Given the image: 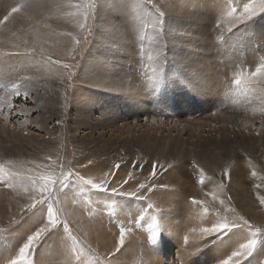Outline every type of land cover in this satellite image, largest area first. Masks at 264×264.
<instances>
[{
	"label": "rangeland",
	"instance_id": "1",
	"mask_svg": "<svg viewBox=\"0 0 264 264\" xmlns=\"http://www.w3.org/2000/svg\"><path fill=\"white\" fill-rule=\"evenodd\" d=\"M216 1L0 0V44L19 50L18 54L15 51L0 54V126L18 128L23 120V116L18 115L19 111L26 108L36 111L35 115L38 116L32 115L30 118V124L34 127L29 129V133L39 145L45 139L49 141V137L35 130L36 123L46 116L47 111L58 114V118L49 123L56 128L53 140L56 146L51 150L45 147V154L31 153L32 149L21 145V142L14 146L12 139V143H0V165L5 166L4 179L0 180V198L9 195L15 188L12 182L22 177L29 179L34 175L54 174L59 177L61 172L72 170L79 171L86 178L99 180H94L96 183L107 181L108 191L93 189L76 182L74 177L68 187L59 192L53 190V207L58 210L60 220L67 222L71 236L61 225L56 236H49L33 246L34 250L29 257L33 264H45V259L53 256L58 258L59 251L63 249L58 250L60 245L69 253L78 254L84 264H103L104 261L107 264H131L117 259L110 250L107 253L100 251L101 248L94 246L78 231L85 226V219L97 202L105 206L104 212L109 206L118 211L116 207L120 205L119 211L127 220L132 218V214L143 216L142 220L146 222L143 224L146 226L150 224L149 217L155 218L158 229H163L162 213L154 212L157 198H151L150 195L159 191L162 196L165 189L172 198L166 197L164 201L171 204L182 199L171 192L179 194L180 189L166 186L148 190L140 189L139 185H161L160 181L164 180L168 170L178 168L179 164L183 165V173L175 172L174 178L180 176L187 180L185 186L190 185L205 194L213 190L215 192L218 186H225L227 197L226 194L222 198L217 197V206L211 203L204 205L212 211V215L215 212V217L235 218L237 222L243 216L254 226L252 231L260 229L256 234L257 243H264V205L260 203V197L264 196V127H260L264 124V89L260 84L264 80L253 85L242 79L240 85L235 84L237 77H247L249 72L264 63V13L259 12L261 0H256L257 15L247 22V26L235 24L233 21L236 16L252 0ZM17 3L40 7L42 10H39L37 16L41 19L40 22L24 21L19 25L20 21L16 22V32L8 35L2 23L6 16L2 8ZM233 9L236 10L235 16L229 15ZM157 10L164 13L163 29L156 23ZM12 16L8 17L10 22L17 19L15 15ZM85 23L87 27L81 28L80 25ZM58 35L62 40L57 38ZM76 40L80 43L76 44ZM116 47H122V52ZM94 52H98V56ZM102 55L107 56L106 62L101 61ZM163 55L167 56V61L162 64ZM9 57L14 60L11 61ZM16 57L22 61L18 62ZM64 65L69 67L65 68ZM54 68H59V72L56 73ZM107 69L119 75L117 79L129 78V87L137 90L133 99L128 97V86L127 91L113 92L107 89L102 91L97 86H84L80 82L82 70V74L99 75L107 74ZM203 71H207V78L215 86L210 88L212 94L209 95L208 86L191 83L188 88H184L177 82L166 86L163 80V74L168 72L174 74L173 80L177 76L186 81L193 77L197 80ZM148 76L155 87L148 88L145 85ZM225 76H229V79H225ZM14 84L20 85L18 92L13 88ZM193 90L197 92L196 96ZM73 99L80 102L76 111L87 112L93 108L103 110L100 119L91 120L93 126L103 128L86 135L83 131L72 133L76 117V112H71L74 109ZM86 103H91L87 109ZM123 109L127 115H131L130 119L121 124L113 120L107 126L108 117L117 118ZM121 125L133 129L138 137L119 142L124 149L111 147L110 144V148H107V132ZM181 132L184 137L188 134L195 136L194 146L206 151L209 157L216 153L218 159L212 161L216 165L222 164L220 171L211 176L203 167L205 170L201 186L191 183V179H194L191 174L195 171L191 163L195 160L186 156V147H180L178 150L181 154H175L176 160H172L174 152L171 151L176 145V140L172 138ZM259 135H262L261 142L257 141ZM170 139L174 142L170 143ZM51 156L58 160L55 162ZM153 163L162 166L157 167L155 178L150 175ZM117 164L120 165L119 170L114 168ZM29 170L31 176L20 172ZM185 170L192 173L186 175ZM229 185L237 191L232 192ZM112 189H116V192L113 193ZM140 190L145 192L143 199L129 195ZM75 193L81 203L84 198L90 200L82 205L74 196ZM236 197L241 205H238ZM112 198L117 202H113ZM221 200L227 205H221ZM29 201L22 207L19 218L7 222L0 218V236L5 245L2 246L7 248L6 258L0 264H6L7 257L11 260V252L19 253L26 237L40 226L39 213L36 209L29 210L28 205L32 203ZM68 201L74 204L73 208L68 207ZM185 201L195 207L193 200L186 198ZM76 202L81 205H76ZM16 203L13 201V204ZM41 207L37 205V208ZM245 230L251 235L247 228ZM162 235L168 236L165 230ZM203 238L200 248L194 249L186 264H219L212 251L226 237L217 240L215 236L204 235ZM175 260L173 264H177ZM169 262L172 260L169 259ZM241 264H254L252 255L243 258Z\"/></svg>",
	"mask_w": 264,
	"mask_h": 264
},
{
	"label": "bare ground",
	"instance_id": "2",
	"mask_svg": "<svg viewBox=\"0 0 264 264\" xmlns=\"http://www.w3.org/2000/svg\"><path fill=\"white\" fill-rule=\"evenodd\" d=\"M218 1H220V0H218ZM218 1H216V2H218ZM22 5H23V7H21ZM13 7H21V11L19 13L12 14L13 16L14 15L16 16L15 18H17V19L14 18L15 20L12 22H10L9 18H8L9 21L8 20L4 21V19H3L2 23H3V26H5V31L6 30L8 31V35H13L16 32V26L14 25V23H16V22L18 23L20 21L17 25L23 24L24 21L30 22V21H36L37 20L38 22H40L41 18H39L37 16L39 10H42L40 7H31V6L28 7L25 4L17 3V4H14L12 6H7L5 8H2V9L5 11L6 15H8L11 12V9ZM124 9L125 8H123V11L125 12ZM123 14H125V13H123ZM40 15H42V14H40ZM44 23H45V20H44ZM3 29H4V27H3ZM57 38L59 40H62V38L59 35L57 36ZM116 48L120 52H122V50H123L122 47H120V48L116 47ZM18 51L19 50H15L8 45L0 44V54H9L11 52L18 54ZM120 52H118V53H120ZM56 53H57V51H56ZM94 54H95V56H98L99 53L94 52ZM100 56H101V54H100ZM106 58H107L106 55H102L101 61L106 62V60H105ZM13 60L11 59V61H13ZM20 61H22V60L18 59V62H20ZM82 71L80 72L79 76H80V82H83L84 86H89V87L90 86H97L102 91L107 89V90L113 91V92H115V91H127L126 86H128L129 93H127V94H128L129 99H133L134 94L137 93L136 89H132L129 87V81H128L129 78L121 77V80L117 79L119 77V75L115 74V72L114 73L109 72L110 69H107V74L101 73L99 75L82 74ZM55 72L58 73L59 68H56ZM206 73H207V71L201 72L198 75L197 80H195L193 82V84H196V85L200 84V85L208 86L209 91H207L208 92L207 94L209 95V94H212L211 93L212 90L210 91V88H212L214 85H212V82L210 81V79L207 78ZM225 79L228 80L229 76H225ZM227 80H225V81H227ZM227 84L228 83H226V85ZM145 85L148 86V88H151L152 86L153 87L156 86L153 84L150 76H148L146 78ZM89 87H87V88H89ZM194 90H196V89H194ZM194 90H193V95L196 96L197 92ZM90 104L91 103H86L85 108L87 109L88 107H90ZM79 105H80V102L76 99H73L74 109L71 112L73 113V111H75L76 117L74 118V122H73L75 124L74 125L75 130H71L72 133L78 132V131H80V132L83 131V133H85V135H86V134H91L92 132H94L97 129H100L101 127L103 128V126H98V125L93 126V124H91L92 119L93 120L100 119V117H101L100 115L104 113L103 110H100V109L96 110L97 108H93V109H89L87 112H79V111H76L80 107ZM10 106L12 108H15L12 106V104H10ZM35 113H37V112L36 111L33 112L32 110L27 109V108H26V110L19 111L18 115L23 116V120H22V122H20L18 124V128L12 127L13 129H11L8 126H6V127L0 126V143H8L12 139L14 146L19 145V142H21V145H24L25 147H30L32 149L31 153H36V154H43L45 152L43 150L45 147L49 148L48 150H51L50 148H53L54 146H56L53 143V140L55 139L56 128L51 127L53 125H51V124L49 125V123L52 120H56L58 118L57 112L47 111L46 116H44L43 119H41L40 121H38L36 123L35 130L38 131L40 134L42 133V134H45L49 137V141H47L45 139V141L43 140L39 145L35 143V141L33 140L34 137L32 135H30L31 133H29V129H32L34 127V126H32V123L30 124V120H31L30 118L32 115H35ZM37 116L38 115H35V117H37ZM130 116L131 115H127L125 113V109H123L117 118L108 117L107 126H110L111 123H113L110 121H113V120H115L114 122H116V123L128 121L130 119ZM116 125H118V124H116ZM15 127H17V126H15ZM260 127L263 128L264 124L260 125ZM106 131H108V130H106ZM137 137H138V134H135L133 129H129V127L121 125V127L119 126L118 129H113L112 131L107 132V148H110V146L122 148L123 146L119 145V142L123 143L128 138L136 139ZM172 139L176 140V142L172 141L171 139L169 141L170 143L174 142V145L176 144L174 147V150L171 151V152H174L173 153L174 156H173L172 160H176L175 154H178V153L181 154V151L178 150L180 147H183V148L186 147L187 148L186 149L187 154L186 153H184V154H186L187 157H189V158L191 157L192 159H194L196 161V163L199 165V168L202 169V171L206 169V172H208L209 176L215 175L214 174L215 172L220 171L222 164L219 163L216 165L212 161L213 159H218L217 154L214 153L211 157H209L207 154H205L206 151L198 150L197 147L194 146L195 136L188 134L187 137H184V134L181 132L180 135H178L176 138H172ZM261 140H262V135H259L257 137V141L261 142ZM44 143H48V145L46 146ZM49 143H52V145H49ZM127 143H128V140H127ZM168 143H166V144H168ZM109 144H110V146H109ZM102 146H106V144H102ZM177 146H178V148H176ZM36 148H39V150H37ZM122 149H124V148H122ZM37 151H39V152L37 153ZM48 158L49 157H47V160H48ZM177 158H181V157H177ZM51 159H52V156H51ZM44 160L46 161V157L44 158ZM52 160H54L56 162L58 159H57V157H54ZM45 161L43 162L44 164H45ZM119 164H121V163H119ZM61 165H62V163H61ZM181 166H183V165L179 164L177 166L178 168L174 167V168L169 169L168 173L165 175V178H164L165 181L161 180L160 182L162 184H165V186L170 187V189L171 188H174L176 190L180 189L181 193H179V194L176 193L175 191H171V192L173 194L174 193L177 194V196H180L179 198H182V199H179L178 202L167 204L166 203L167 201H164V199L166 197L168 199H170L172 197H171V195H169V193L167 191H165V189L162 192V196L160 193H158L159 191L150 195L151 198H154V196H156L157 199H156V204L154 206L156 211H154V212L162 213V218H163L162 222H164L163 223L164 228L161 230H159L158 225H156L155 230L157 232V241L155 244L152 243L151 237H152L153 230H151V228H150V226L153 225L152 224L153 219H150V217H149L150 224L147 226L143 224L144 220L139 221L138 218H140V217H137L133 214H132V218L130 220H127V217L124 214H121V212L119 211V210H121V208L119 207L120 205L118 207H116L118 209V211L113 210V207L109 206V207H107V211L104 212L105 206L101 205L97 201H96L97 203L94 207L90 204L92 206L91 212H90L89 216L85 219L86 222H85V226L83 227V229L78 231L79 234L81 236H83L86 240L93 243L94 246L101 248L100 251L103 250L107 253L110 250V253H114L115 257H117V259H120L124 262L129 261L131 264H173L175 258H176L175 261L177 262V264H186L187 261L189 260V258L191 257L192 253L194 252V249L200 248L201 242L204 241V238H203L204 234L199 232L200 228L211 227L213 223L232 224V223L236 222V219L234 218L232 220L229 218L215 217V212H213V215H212V211L207 206H205L204 204L205 203H211V205L217 206L218 203H217L216 199L214 200L212 198V196L206 195L205 193H203L204 191L202 193L198 192L195 188L191 187L189 184H188L189 186H185V185H187L188 182H186L187 180L185 181L180 176L179 177L177 176L178 178H176V179L174 178V177H176L175 172H177V173L182 172L183 173V171H181V169H182ZM203 167L205 169H203ZM114 168H115V165H114ZM20 172H22V175H25V176H31L32 175V172L30 170L26 171V172H24V171H20ZM190 172L187 173L185 170L186 175L190 174ZM203 173H204V171H203ZM191 175L194 177V179H191L192 180L191 183H196L199 186H201L203 184V181L202 182L200 181V175L198 172L194 171ZM3 176H4V174H3ZM95 181L99 182V180H95ZM101 182H102V180H101ZM12 183H14L13 186L15 188L13 190L9 189V190H11L9 195L3 196L2 198H0V218H2L3 221L5 220L6 222H7V220H13V219L19 218L22 215V213H20L23 210L22 207L25 206V204L27 202L28 203L30 202L29 201L30 200L29 199V193L32 191L31 190V183H30L29 179H27L25 177H22L19 179V181L12 182ZM103 184L107 188V184H105V182ZM192 185H194V184H192ZM8 187H9V184H8ZM223 187L225 188V186H223ZM224 188H221L218 186L215 188L216 189L215 192L213 190L209 193H214L216 198L224 196V194H226V197H227L228 191L226 192L225 191L226 188L225 189ZM229 188L232 192L237 191L231 185H229ZM188 190H189V192H188ZM164 192H167L168 194L164 195ZM136 193H137V195H140V196H143L145 194L144 190H140ZM188 193H190L192 196L188 195ZM183 195H184V197H183ZM1 196H2V194L0 192V197ZM74 196H77V194L75 193ZM161 197H163V199ZM191 197L195 198L196 200L203 201V203L202 204H196L195 203L194 204L195 207H194V206H192V204L185 201L186 198L193 200V198H191ZM76 199L81 203L79 196H77ZM88 200H90V198L89 199L84 198L83 203H81V204L82 205L85 204L84 202H87ZM13 201H17V203L13 204ZM112 201L117 202V200H115L114 198H112ZM172 201H174V200H171L170 202H172ZM236 201H237L238 205H241V202L238 201L237 197H236ZM79 202H76V205L77 204L81 205V204H79ZM67 203L69 204L68 207H72V208L74 207V204H72L71 201H68ZM224 204L227 205L226 203H224ZM88 205L89 204H87V208H88ZM111 205H113V204H111ZM103 206H104V208H103ZM112 210H113V213H112ZM248 217H249V215H248ZM151 221H152V223H151ZM144 223H146V222H144ZM122 226L127 228V229H130V231H128L126 233L124 247L120 250V252L117 253L115 251V249H116L117 241L119 238L120 228ZM193 228L197 229V231L193 232L192 231ZM164 230H165V233L168 234V236L162 235ZM234 232L236 233V235H235L233 240H229L226 237L225 239H223L221 245H216L214 247V249H213L214 251H212V252L214 254L215 260L220 261L222 259H227V256L231 254V251L238 248L240 244L247 243L250 239H252V236L250 234H248L245 229H242V230L241 229H239V230L234 229ZM186 236L188 237L187 241H185ZM2 240H3V237L0 236V261L3 258H6V253H7V248L6 247L4 248L2 246V245H4ZM56 246L57 245H55V247ZM196 247H198V248H196ZM58 248H59L58 250H61L60 248H63L62 251H59L58 258H56L54 256L53 257L50 256L51 258L45 259V264H51V263L52 264H60L62 262H64V264H65L66 260L69 258V256L71 257L72 264H84L83 263L84 261L79 260L78 254H76L75 252L69 253V250L62 247L61 245L58 246ZM190 251H191V253H190ZM11 253H12L11 254L12 258H11V260H8V257H7L6 264H11V261L16 259V257L18 256V252L16 254H14L13 252H11ZM106 257H107V255H106ZM169 259H171L172 262H169ZM242 259L243 258H241V260ZM252 259H253L254 264H264V243H261V244L257 243V245H256V247L252 253Z\"/></svg>",
	"mask_w": 264,
	"mask_h": 264
},
{
	"label": "snow or ice",
	"instance_id": "3",
	"mask_svg": "<svg viewBox=\"0 0 264 264\" xmlns=\"http://www.w3.org/2000/svg\"><path fill=\"white\" fill-rule=\"evenodd\" d=\"M256 0H252L251 3L245 4L243 12L236 16L235 20L233 21L235 24H241L244 26H247V22L251 21L254 16L257 15V8L255 6ZM23 7V5L21 6ZM21 7H13L11 9V12L4 17V21L8 20V16L19 13L21 11ZM76 7H79V5H76ZM259 12L264 13V0H261V4L259 7ZM236 10L233 9L232 12L229 13V15L235 16ZM157 25L160 29L164 28L165 20H164V13L157 10ZM81 28L87 27L86 23L80 25ZM69 36H71V33H68ZM80 41L76 40V44H79ZM151 58V57H150ZM165 61H167V56H162L161 63L163 64ZM56 63H59V61H56ZM65 68H68V65H64ZM174 74L171 72L164 73L163 74V80L165 82V85L173 82L179 83L184 88H188L191 83L194 82L195 78L193 77L190 80H182L178 76L175 80L172 79V76ZM242 79H246L250 84L255 85L259 81L264 80V63H260L258 67L255 68V71L249 72L247 77H237L235 80L236 85H240ZM2 87V85H0ZM260 87L264 89V83L260 84ZM13 88L18 92L20 89L19 84H14ZM7 119V117H5ZM4 165H0V180L4 179L3 173H4ZM116 169L119 170L120 165L117 164ZM152 172L150 175L155 178L157 175L156 169L159 166L156 163H153L151 165ZM191 167L199 173L200 175V181H203L204 174L202 169L199 168V165L195 162L191 163ZM75 178L76 182H80L84 185H89L93 189H96L98 191H108V189L100 183H96L91 178H86L84 175H81L79 171H72L69 170L67 173L61 172V175L59 177L55 176L54 174H47V175H39V176H31L29 177V181L31 183L32 191L29 193V199L32 201L31 204L28 205L29 210L36 209V211L39 213V227H36L35 230L32 232L31 235H28L26 237V241L22 244V246L19 248V253L16 259L11 261V264H33V261L29 259V257L32 255L33 252V246L40 243L42 240L49 236H56L61 228V225L63 227V230L68 233L69 236H71V231L69 229V226L66 221H61L60 217L58 215V210L53 207L54 202V195L53 190L59 192L60 190L66 188L69 186L70 183H72V178ZM107 181H105V184ZM125 184L128 183L127 180L124 181ZM165 188L166 186L156 185L153 184L151 186L141 183L139 185L140 189H148L153 190L155 188ZM113 193L116 192V189L111 190ZM123 195L124 193H120ZM129 195L137 198V199H143L142 196L137 195L136 192L130 193ZM206 195L212 196V198L215 200L216 196L214 193H206ZM193 203L196 204H202L203 201L196 200L193 198ZM221 205H223L224 201H220ZM260 203L261 205H264V196L260 197ZM37 205H42L43 207L37 208ZM149 208L152 207L151 204L148 205ZM234 211V209H233ZM46 213V214H45ZM33 215H36V213H33ZM140 220L143 219V216L139 218ZM153 232H152V243L155 244L157 241V232L155 230L156 228V222L155 218H153ZM247 228L249 232L252 235V239H250L247 243H242L239 245L238 248L231 251V254L227 256V259H222L219 261V264H241V258L246 259L247 257L251 256L256 245V234L260 232L259 228H256L255 231H252L254 226L249 223L247 219H245L243 216L239 218V221L234 222L232 224L228 223H213L211 227H202L199 229V232L204 234L205 236H215L217 240L222 239L223 237H227L229 240H233L236 233L234 232V229H245ZM130 231V229H127L125 227L120 228L119 238L117 241V246L115 251L118 253L125 245V236L126 233ZM193 232H196L197 229L193 228ZM188 237H185V241H187ZM66 264H72L71 257L66 260ZM103 264H107V261H104Z\"/></svg>",
	"mask_w": 264,
	"mask_h": 264
}]
</instances>
